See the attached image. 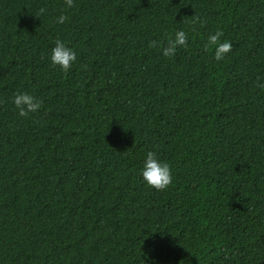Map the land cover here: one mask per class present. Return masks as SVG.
<instances>
[{
  "label": "trees",
  "instance_id": "obj_1",
  "mask_svg": "<svg viewBox=\"0 0 264 264\" xmlns=\"http://www.w3.org/2000/svg\"><path fill=\"white\" fill-rule=\"evenodd\" d=\"M16 92L41 107L20 116ZM184 258L264 264V0H0V264Z\"/></svg>",
  "mask_w": 264,
  "mask_h": 264
},
{
  "label": "clouds",
  "instance_id": "obj_2",
  "mask_svg": "<svg viewBox=\"0 0 264 264\" xmlns=\"http://www.w3.org/2000/svg\"><path fill=\"white\" fill-rule=\"evenodd\" d=\"M65 4L70 7L72 0H65ZM66 20L64 14L56 17V23H63ZM221 33L216 31L208 35L207 45L214 47V59L220 61L231 50L232 44L228 40L220 42ZM187 35L183 30H177L174 36L168 40V46L162 49L164 56L173 55L177 45L184 46ZM48 59L52 66H59L63 71L67 72L72 63L76 59V52L65 42L57 39L54 46L47 53ZM12 103L18 110L20 116H27L31 112H36L41 107V102L33 95L26 92H16L13 94ZM143 182L156 190H163L172 182L171 169L168 162L159 158L158 154L152 150H148L143 154L141 167L139 169ZM182 264H190L187 258L178 262Z\"/></svg>",
  "mask_w": 264,
  "mask_h": 264
}]
</instances>
